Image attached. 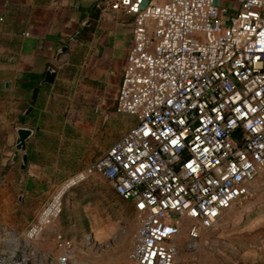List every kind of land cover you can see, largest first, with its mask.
I'll use <instances>...</instances> for the list:
<instances>
[{"label":"built area","instance_id":"2783aa9c","mask_svg":"<svg viewBox=\"0 0 264 264\" xmlns=\"http://www.w3.org/2000/svg\"><path fill=\"white\" fill-rule=\"evenodd\" d=\"M134 15L116 111L137 122L98 161L55 188L22 231L0 226V264H72L37 244L65 193L102 174L138 213L132 264H185L202 235L264 185V0H108Z\"/></svg>","mask_w":264,"mask_h":264},{"label":"crops","instance_id":"0c3cea01","mask_svg":"<svg viewBox=\"0 0 264 264\" xmlns=\"http://www.w3.org/2000/svg\"><path fill=\"white\" fill-rule=\"evenodd\" d=\"M107 2L0 0V185L11 181L15 187L3 197L19 200L15 215L32 216L10 217L2 225L24 230L56 187L98 161L125 133L120 136L115 105L133 44L134 15ZM50 66L55 81L40 84L33 101L35 87L22 86L20 79L35 73L43 80ZM20 126L33 129L25 167L24 152L15 159ZM60 228L55 225L39 240L42 252L59 253L55 234L62 233Z\"/></svg>","mask_w":264,"mask_h":264},{"label":"rangeland","instance_id":"374dc122","mask_svg":"<svg viewBox=\"0 0 264 264\" xmlns=\"http://www.w3.org/2000/svg\"><path fill=\"white\" fill-rule=\"evenodd\" d=\"M118 116L121 136L137 120L130 114ZM14 189L11 181L0 185L1 225L9 224L10 217L18 220L32 217L15 215L17 198H8V205H5V192L12 193ZM57 224L62 233L76 243L80 261L86 264H132L129 254L138 229V213L133 203L121 198L102 174L91 176L65 193ZM187 242L184 230L179 249L185 264H264V185L237 204L218 226L205 232L194 252L187 249ZM46 249L44 251H50Z\"/></svg>","mask_w":264,"mask_h":264},{"label":"water","instance_id":"95a60500","mask_svg":"<svg viewBox=\"0 0 264 264\" xmlns=\"http://www.w3.org/2000/svg\"><path fill=\"white\" fill-rule=\"evenodd\" d=\"M90 22H84L82 26L85 25H89ZM79 33H77L72 39V40H76L78 38ZM67 47H63L61 51L66 50ZM56 78V70L54 69V67L50 66L47 69L46 72V76L44 77V79L41 81V85L45 84V83H49L52 84L54 83ZM40 91V86H36L33 90V95H32V100L36 101L38 99V94ZM33 109V106H30L27 110H26V114L30 113ZM16 132H17V139H16V151H15V159L18 158L20 152H24L23 154V167L26 166L27 163V153H26V149H27V142L29 140V138L33 135V129L30 127H25V126H20L16 128ZM72 264H86L83 261H80L78 258L74 259Z\"/></svg>","mask_w":264,"mask_h":264},{"label":"trees","instance_id":"16d2710c","mask_svg":"<svg viewBox=\"0 0 264 264\" xmlns=\"http://www.w3.org/2000/svg\"><path fill=\"white\" fill-rule=\"evenodd\" d=\"M95 17H96V14L94 13L92 15V18H95ZM41 81H42V77L37 76L35 73H27L20 79V84L22 86H29L31 89H33L34 87L39 86ZM20 121L23 122V118H20ZM120 197L123 198L122 196H120Z\"/></svg>","mask_w":264,"mask_h":264}]
</instances>
